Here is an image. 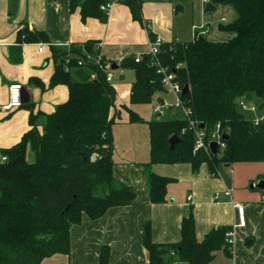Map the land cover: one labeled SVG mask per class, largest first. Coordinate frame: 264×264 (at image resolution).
Instances as JSON below:
<instances>
[{"label": "trees", "instance_id": "obj_1", "mask_svg": "<svg viewBox=\"0 0 264 264\" xmlns=\"http://www.w3.org/2000/svg\"><path fill=\"white\" fill-rule=\"evenodd\" d=\"M128 7L135 22L142 24L143 0H119ZM215 6H231L238 13L232 25L221 26L222 32L233 34L226 42L211 43L204 37L192 42L172 41L161 46L162 64L175 74L176 81L188 92L182 96L191 120L204 125L206 141L220 126L225 149L219 155L205 152L194 154L196 137L184 120L148 122L150 162L145 165L147 187L152 204L167 201V188L173 179L160 177L151 171L153 165L191 166L194 175L207 165L211 175L218 176L222 165L264 163V120L258 125L247 119L238 108L240 99L256 98L264 113V0H212ZM110 0H69L71 13L80 12L81 20L107 22L101 9ZM149 38L155 35L149 31ZM23 35V33H22ZM28 44H50L43 31H28ZM96 43L72 45L68 51L51 47L55 72L45 87L39 80L31 84L41 90L57 86L68 88L69 98L47 116L40 133L31 111L30 130L14 148L3 151L6 162H0V264H42L56 255L70 256L71 229L82 223L86 215L91 221L101 219L108 211L130 206L135 192L113 175V126L120 119L116 111L117 92L107 82L103 68L110 63L104 57L103 67H78L82 49L92 54ZM72 58L66 72L64 60ZM119 69L133 72L135 81L130 91V105H149L159 93H164L162 76L151 67L146 54L123 59ZM97 75L91 81V74ZM75 75V76H74ZM23 107V106H22ZM132 124L146 123L128 107ZM179 142L170 149L169 142ZM28 151L32 161H28ZM263 180V179H262ZM264 197V191H259ZM233 227H218L203 241L196 238L193 214L181 224V241L158 244L152 238V226L146 223L142 244L149 255V264H211L216 253L223 251L233 257V245L228 235ZM98 264L110 263V248L102 246Z\"/></svg>", "mask_w": 264, "mask_h": 264}, {"label": "crops", "instance_id": "obj_2", "mask_svg": "<svg viewBox=\"0 0 264 264\" xmlns=\"http://www.w3.org/2000/svg\"><path fill=\"white\" fill-rule=\"evenodd\" d=\"M118 1L110 0L108 19L103 23L96 19L83 22L79 11L70 12L69 0H0V162L5 158L1 153L17 146L31 127V111L24 104L10 113L3 111L9 103L12 85L23 87L25 99L28 95L26 105H33L40 133L44 131L47 116L68 101L69 92L65 86L43 91L31 84V80L36 79L45 87L49 85L58 63L53 59L51 47L69 51L72 45L95 42L100 44L98 53L113 65L131 56L148 54V31L135 22L130 9ZM143 2L144 24L164 43L192 42L196 29L206 32L203 37L208 42H226L225 39L231 40L233 34L222 32L220 27L232 25L239 17L233 7L222 5L216 6L215 13L204 15L205 5L201 0ZM179 5L185 15L175 14ZM28 31L46 32L50 44H28ZM41 46L43 53H39ZM125 80V76L120 77L121 82ZM132 85L126 88L113 85L117 92V108L112 115L120 111L121 119L112 130L113 175L135 192L136 200L128 207L108 211L96 221L84 215L82 223L71 229L70 256L56 255L42 264H98L102 246L110 248L111 264H149V255L142 244L145 224H151L155 243L175 244L181 241L182 221L191 214L200 242L215 228L234 229L233 257L228 259L220 251L211 264H264V197L261 190L255 188L264 181V163L223 165L217 177L211 175L207 165H203L197 175L187 164L153 165L151 171L155 175L174 182L167 188L166 203L152 204L145 169L150 162L149 127L147 123H130L129 114L120 108H132ZM172 96L165 91L157 94L153 101L165 104ZM250 102L257 104L254 99ZM41 120L43 124H39ZM30 156L32 158L28 151ZM226 191L231 197L225 196ZM235 205L244 210L243 226L239 225Z\"/></svg>", "mask_w": 264, "mask_h": 264}, {"label": "built area", "instance_id": "obj_3", "mask_svg": "<svg viewBox=\"0 0 264 264\" xmlns=\"http://www.w3.org/2000/svg\"><path fill=\"white\" fill-rule=\"evenodd\" d=\"M201 1L204 5L212 3V0H201ZM110 8H111V4H107L106 6H103L101 10L108 15ZM144 28L148 32L150 31L148 25H144ZM194 32L196 33L195 39L206 35V32H197V29L194 30ZM163 44L164 42H162L160 38H155L154 40H151L149 38L147 55L150 58L151 67L155 68L157 73L160 76H162L163 78L162 83H163L164 89L173 95L175 99V104L174 105H170L167 103L158 104L154 109V113L158 116H161L163 114V111L167 108L180 109L184 115L185 120L188 123V129H184L182 133L185 134L188 130H193L195 137H196L195 146H194V154H197L203 151L208 156L212 155L210 144L213 142H216L219 145V151L221 152L222 150L225 149V145L223 144V137H222V134L220 133V126L218 125L216 127L215 132L212 134L211 142H207L206 132L204 131V129H200V127H198V124H196L194 121L191 120V117H190L191 112L189 109H187L184 106V103L182 102V93H183L182 86L176 81L175 74L170 72L169 69L166 68L162 64L159 58V55L161 54V46ZM99 49H100V44H96L94 47V51L97 53L92 54L86 51L85 48H83L82 53L84 54V56L76 60L78 67L85 68L86 66L90 64V65H95V66L102 68L103 67L102 65L103 57L101 56L100 53H98ZM43 51H44L43 47L41 46L39 48V53H43ZM140 58L141 57H138V60H140ZM63 64H64L65 71L69 72L71 69L70 66L72 64V58L70 57L66 58ZM112 66H113L112 63H108L107 65H105V68H103L107 74V82L109 83H112L113 81V76L111 74V71H113ZM96 79H97V75L95 73L91 74L90 80L96 81ZM22 106H23V87L21 85H12L9 89V103L3 108V111L6 113H10L16 109L21 108ZM237 108L244 115H246L245 113L253 114L254 118L250 120L253 121L254 125H258L261 121L264 120V113H262V115L260 116H257V113H259V110H260L258 105L251 103L250 101L246 99H240L237 103ZM6 161L7 159L3 158L2 162H6ZM225 196L231 197L230 192L226 191ZM217 197L218 195H216V198ZM263 201H264V198H263ZM235 208L238 211L239 225L243 226L245 224L244 210L239 205H235ZM233 232L228 235V238H229L228 243L231 245H233V235H234Z\"/></svg>", "mask_w": 264, "mask_h": 264}, {"label": "rangeland", "instance_id": "obj_4", "mask_svg": "<svg viewBox=\"0 0 264 264\" xmlns=\"http://www.w3.org/2000/svg\"><path fill=\"white\" fill-rule=\"evenodd\" d=\"M180 14V16H182V15H185L184 14V11L182 12V13H179ZM229 36H231V35H229ZM228 37V36H227ZM232 37V36H231ZM226 41L227 40H230V39H225ZM225 42V41H224ZM50 68L52 69L53 68V66L51 65L50 66ZM111 74H112V76H113V85L114 84H117L118 85V87H120V86H123V87H128V86H131V84H133L134 83V81H135V77H134V74H133V72H131V71H128V70H122V69H118V70H115V71H111ZM75 76V75H74ZM121 76H125L126 77V80L125 81H120V77ZM133 82V83H132ZM123 90L121 89V92H122ZM122 95V94H121ZM123 95H126V93L125 94H123ZM122 95V96H123ZM122 99V98H121ZM254 100H255V102L257 103L256 105H259L258 103H259V101L256 99V98H254ZM167 104H170V105H174L175 104V99H174V97L172 96V97H168V103ZM158 105V103L156 102V101H153L151 104H149V105H135V106H131L132 108H130L133 112H135V113H138L139 114V116H141L143 119H144V121L146 122V123H148V122H153V121H155V120H160V121H174V120H183V118H184V115H183V113H182V111L180 110V109H174V108H172V109H169V108H167V109H165L164 111H163V114L161 115V116H159L158 118H156V115L154 114V109H155V107ZM259 107V106H258ZM174 112H176L177 113V115L176 116H174L173 115V113ZM246 115H245V117L247 118V119H252L253 117H254V115L253 114H251V113H245ZM260 115H262V111L261 110H259V113H257V116H260ZM119 120H121V119H119ZM44 123V121L43 120H41V122L39 123V124H43ZM46 124V123H45ZM27 159H28V161H32V158H31V156L30 157H27ZM219 169H223V165L222 166H220V168Z\"/></svg>", "mask_w": 264, "mask_h": 264}, {"label": "water", "instance_id": "obj_5", "mask_svg": "<svg viewBox=\"0 0 264 264\" xmlns=\"http://www.w3.org/2000/svg\"><path fill=\"white\" fill-rule=\"evenodd\" d=\"M184 0H182L183 2ZM184 10L182 8V6H177L176 9H175V14L178 15L179 13H182ZM216 12V6L213 4V3H209V4H206L205 5V9H204V15H207V14H213ZM27 32V31H25ZM119 69V66L118 65H113L112 66V70L115 71V70H118ZM188 92V87H185L183 89V93H182V96H185ZM29 103V99H28V95H27V99H25L23 97V104L26 105ZM204 125H202L200 127V129H204ZM223 140H225V138L223 137ZM179 142V139L177 137H173L170 142H169V145H170V149L173 150L175 145ZM210 149H211V153L212 155H219L220 154V151H219V145L216 143V142H213L210 144ZM254 187V186H253ZM256 189H259L261 191H264V181H261L258 183V185L255 186Z\"/></svg>", "mask_w": 264, "mask_h": 264}]
</instances>
